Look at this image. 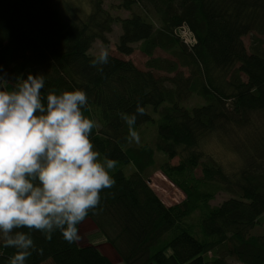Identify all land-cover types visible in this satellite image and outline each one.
Segmentation results:
<instances>
[{
  "label": "trees",
  "instance_id": "obj_1",
  "mask_svg": "<svg viewBox=\"0 0 264 264\" xmlns=\"http://www.w3.org/2000/svg\"><path fill=\"white\" fill-rule=\"evenodd\" d=\"M88 4L0 0V75L15 85L17 77L43 74L45 103L53 89L85 91L94 150L117 161L115 185L85 219L125 264H264V230L251 233L264 214V47L255 40L247 50L242 40L264 35V0H120L125 17L103 0ZM114 23L117 52L128 56L142 44L146 68L111 53L102 72L92 66V44L107 43ZM192 94L203 102L186 107ZM137 103L145 115L135 131L156 122L151 143L133 145L122 119ZM212 140L234 152L236 165L206 151ZM157 152L162 173L184 194L180 202L165 204L148 183ZM219 192L230 196L211 205ZM31 235L43 253L32 252L26 264H113L98 243H68L58 230L50 240ZM14 253L0 242V264Z\"/></svg>",
  "mask_w": 264,
  "mask_h": 264
},
{
  "label": "clouds",
  "instance_id": "obj_2",
  "mask_svg": "<svg viewBox=\"0 0 264 264\" xmlns=\"http://www.w3.org/2000/svg\"><path fill=\"white\" fill-rule=\"evenodd\" d=\"M108 60L101 46L91 64L102 72ZM7 82L0 75V242L15 249L10 264H26L32 252L43 253L33 231L48 240L57 230L68 243L79 240L78 225L98 208L100 193L115 185L109 170L117 161L98 159L90 140L96 123L82 114L85 91L53 89L45 103L43 74L17 77L11 91ZM143 115L139 103L135 113L122 114L136 143L134 126Z\"/></svg>",
  "mask_w": 264,
  "mask_h": 264
},
{
  "label": "rangeland",
  "instance_id": "obj_3",
  "mask_svg": "<svg viewBox=\"0 0 264 264\" xmlns=\"http://www.w3.org/2000/svg\"><path fill=\"white\" fill-rule=\"evenodd\" d=\"M68 1H74V0H68ZM120 0H103L104 7L110 10L111 13L114 15H121L122 17L127 16L129 13L125 11L124 9L116 8V5L118 4ZM80 4L83 7H89L88 0H80ZM149 20L152 21L155 25L158 24L156 22V19L154 15L152 14L149 16ZM120 24L114 23L112 26V29L110 32L107 34V43L102 42L101 40H96L90 49V52L93 54H97L103 46L104 48H107L109 50V53L116 55V56H121L124 59H129L131 60L135 66L139 67L140 69L146 68L145 62L147 60V56L144 54L142 50V44L140 43H135L134 44V50L131 52L130 55H122L119 54L116 50V41L118 40V36L120 33ZM244 46L247 50L250 49L252 43L255 40H258L259 43L264 47V35L259 34L257 35L256 33L250 32L247 35H244L242 37ZM158 56L161 57H169L172 58L169 54L161 51H156L155 53ZM183 72L186 73V69L183 68ZM156 74H159L161 76L165 75V72H161L159 70H155ZM172 76V75H170ZM14 87L13 83L7 82L6 88L7 90L11 91ZM203 102V99L200 96H196L194 94L190 95V97L184 102V105L187 107L189 106H198ZM154 119L157 118V114L153 116ZM155 127H156V122H147L144 125L140 126L137 129V133L139 134L140 137V142L136 143L134 140L131 139V142L133 145H140V144H145V143H151L152 139L154 138L155 135ZM204 148L208 153H212L218 160L223 161V163L226 164L227 168H230L229 166H233V164L236 165L238 162L237 156L234 154L233 151H231L229 148L224 147L222 144L220 145L217 141L212 140L204 145ZM101 162H103L104 159L98 158ZM165 160V157L157 152L155 155V164L151 166L150 168L147 169L148 178L149 181L148 183L152 186L154 189L155 193L161 197L163 202L167 205H170V203H177L180 202L181 199H183L184 194L179 190L173 183L167 180L166 176L164 173H162L161 169L159 168L161 162ZM170 162L172 163H177V158L171 159ZM133 170L132 165H128L125 167L124 172H129ZM110 171V170H109ZM229 194L226 192H219L215 195L213 200L210 201L211 205L214 204H219L220 202L224 201V199L229 198ZM264 230V214L259 216L255 226L252 228L251 233L258 235L259 233H262ZM79 240L78 242L84 243V240H88L91 243H100L103 242V234H101L96 228H94L93 224L90 222L89 219H85L83 223L80 224L79 227ZM101 247V246H100ZM101 251L104 252V254L108 255L111 261H118L119 257L116 255L114 251H112L111 247L107 245H103L101 248ZM233 264H242L240 262L233 261Z\"/></svg>",
  "mask_w": 264,
  "mask_h": 264
},
{
  "label": "built area",
  "instance_id": "obj_4",
  "mask_svg": "<svg viewBox=\"0 0 264 264\" xmlns=\"http://www.w3.org/2000/svg\"><path fill=\"white\" fill-rule=\"evenodd\" d=\"M182 33H183L182 37L184 38V41L191 43L192 38L190 37V34L186 30L182 31Z\"/></svg>",
  "mask_w": 264,
  "mask_h": 264
},
{
  "label": "crops",
  "instance_id": "obj_5",
  "mask_svg": "<svg viewBox=\"0 0 264 264\" xmlns=\"http://www.w3.org/2000/svg\"><path fill=\"white\" fill-rule=\"evenodd\" d=\"M103 243L102 242H100V243H98L101 247L104 245V242H105V240H104V237H103ZM85 242H84V244L85 243H91L90 241H88V240H84ZM93 244V243H92ZM95 244V243H94ZM106 245V244H105ZM100 247V248H101ZM113 262V264H125L123 261H120V260H118V261H112Z\"/></svg>",
  "mask_w": 264,
  "mask_h": 264
}]
</instances>
